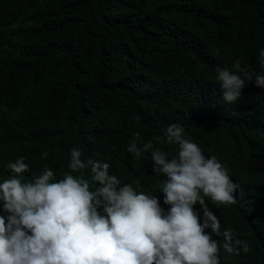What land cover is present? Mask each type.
Segmentation results:
<instances>
[{"label":"trees","instance_id":"obj_1","mask_svg":"<svg viewBox=\"0 0 264 264\" xmlns=\"http://www.w3.org/2000/svg\"><path fill=\"white\" fill-rule=\"evenodd\" d=\"M262 47L264 0H0V180L19 157L26 179H63L76 146L162 203L150 154L127 145L139 132L175 156L154 138L180 124L239 185L235 205H208L249 243L230 264H264V89L228 105L215 81L235 60L260 72Z\"/></svg>","mask_w":264,"mask_h":264},{"label":"clouds","instance_id":"obj_2","mask_svg":"<svg viewBox=\"0 0 264 264\" xmlns=\"http://www.w3.org/2000/svg\"><path fill=\"white\" fill-rule=\"evenodd\" d=\"M258 63L260 72L240 60L215 68L225 104L240 101L253 81L264 89V47ZM154 139L175 146L177 154L139 132L127 152L138 162L150 154L152 174L163 178L162 203L139 191L138 179L122 183L109 162L85 159L76 146L63 179L47 165L26 179L31 169L24 157L8 162L11 175L0 180V264H230L245 256L248 241L230 228L222 232L208 206L237 203L239 185L228 169L186 138L180 124Z\"/></svg>","mask_w":264,"mask_h":264}]
</instances>
